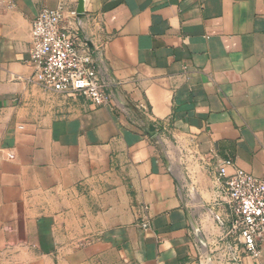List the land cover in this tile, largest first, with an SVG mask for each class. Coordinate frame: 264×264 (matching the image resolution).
I'll return each instance as SVG.
<instances>
[{"label":"crops","instance_id":"obj_1","mask_svg":"<svg viewBox=\"0 0 264 264\" xmlns=\"http://www.w3.org/2000/svg\"><path fill=\"white\" fill-rule=\"evenodd\" d=\"M77 5L0 0V264H202L216 242L264 264L219 179L226 159L264 177V0ZM59 6L113 105L29 80L32 22Z\"/></svg>","mask_w":264,"mask_h":264},{"label":"built area","instance_id":"obj_2","mask_svg":"<svg viewBox=\"0 0 264 264\" xmlns=\"http://www.w3.org/2000/svg\"><path fill=\"white\" fill-rule=\"evenodd\" d=\"M65 17L63 6L45 7L33 20L30 62L34 71L29 80L53 92L83 96L95 105H113L99 64L78 31L63 25ZM221 178L225 179L223 193L232 213L229 235L257 259L264 243V177L226 159L219 169Z\"/></svg>","mask_w":264,"mask_h":264},{"label":"rangeland","instance_id":"obj_3","mask_svg":"<svg viewBox=\"0 0 264 264\" xmlns=\"http://www.w3.org/2000/svg\"><path fill=\"white\" fill-rule=\"evenodd\" d=\"M204 245V243H203ZM209 248H210V244ZM224 244L222 242H216L213 244V246L215 247V249L213 250V252L210 253V256H206V255H202V264H210L211 259L214 260L216 262V264H221L223 262V259L227 258L226 254V248L225 246H223ZM204 253V252H203ZM214 256V258H213Z\"/></svg>","mask_w":264,"mask_h":264},{"label":"water","instance_id":"obj_4","mask_svg":"<svg viewBox=\"0 0 264 264\" xmlns=\"http://www.w3.org/2000/svg\"><path fill=\"white\" fill-rule=\"evenodd\" d=\"M85 4H86V0H78L76 14L80 18H83L85 15ZM145 132L150 137H156L159 133L157 127L152 122L148 123V127L145 128Z\"/></svg>","mask_w":264,"mask_h":264}]
</instances>
